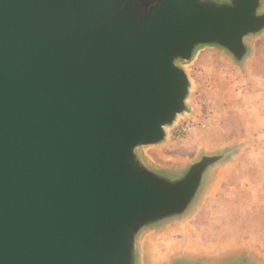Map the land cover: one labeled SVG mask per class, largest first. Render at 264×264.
<instances>
[{
  "label": "water",
  "instance_id": "95a60500",
  "mask_svg": "<svg viewBox=\"0 0 264 264\" xmlns=\"http://www.w3.org/2000/svg\"><path fill=\"white\" fill-rule=\"evenodd\" d=\"M263 7L0 0V264H139L141 234L185 217L229 156L146 160L188 112L183 66L210 47L242 67Z\"/></svg>",
  "mask_w": 264,
  "mask_h": 264
},
{
  "label": "rangeland",
  "instance_id": "374dc122",
  "mask_svg": "<svg viewBox=\"0 0 264 264\" xmlns=\"http://www.w3.org/2000/svg\"><path fill=\"white\" fill-rule=\"evenodd\" d=\"M248 46L242 67L210 47L183 66L190 80L188 112L162 150L144 149L146 160L175 173L202 153L229 156L208 171L185 217L141 234L139 264H264V32ZM185 124L186 130L174 131Z\"/></svg>",
  "mask_w": 264,
  "mask_h": 264
},
{
  "label": "built area",
  "instance_id": "2783aa9c",
  "mask_svg": "<svg viewBox=\"0 0 264 264\" xmlns=\"http://www.w3.org/2000/svg\"><path fill=\"white\" fill-rule=\"evenodd\" d=\"M189 124H185L183 126H179L176 130H174L175 132H180V131H184L188 128Z\"/></svg>",
  "mask_w": 264,
  "mask_h": 264
}]
</instances>
